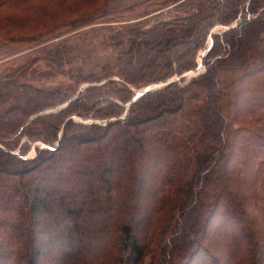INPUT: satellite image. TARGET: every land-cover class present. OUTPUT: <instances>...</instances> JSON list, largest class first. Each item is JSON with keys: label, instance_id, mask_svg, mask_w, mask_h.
<instances>
[{"label": "trees", "instance_id": "trees-1", "mask_svg": "<svg viewBox=\"0 0 264 264\" xmlns=\"http://www.w3.org/2000/svg\"><path fill=\"white\" fill-rule=\"evenodd\" d=\"M115 1L0 0V42L26 50L124 9L107 10ZM186 5L131 34L117 80L41 89L21 68L0 76V264H264V0ZM245 14L212 35L201 74L120 118L128 88L195 69L209 30ZM24 137L47 148L24 159Z\"/></svg>", "mask_w": 264, "mask_h": 264}, {"label": "rangeland", "instance_id": "rangeland-1", "mask_svg": "<svg viewBox=\"0 0 264 264\" xmlns=\"http://www.w3.org/2000/svg\"><path fill=\"white\" fill-rule=\"evenodd\" d=\"M165 1L169 2V0H122L109 3L106 6L109 11L116 8L124 9H121L118 13L111 14L110 12L107 15L97 13L86 18L88 24L50 33L41 37L34 44L25 47L26 50H22L24 46H19L17 43L0 42V76H15L10 72L21 68L25 73L18 75L19 81L33 88L41 89H49L65 84L73 89H79L91 80H96L93 85H99L103 82L101 77L107 75H110V79L117 80V77L112 76L118 69L119 54L131 48L134 41V36L131 34L135 30L148 29L156 19L170 22L174 18L182 17L181 15L192 8L188 5L178 8V5L186 3L188 0H171L170 3L163 5ZM134 4H138V6L134 7ZM192 13L193 9L189 14ZM245 15L244 18L242 16L232 26L238 25L242 19L249 18L247 14ZM222 30H224V27L220 25H215L209 30L205 47L197 52L196 68L186 72L185 74H188V76L183 80L188 81L196 73L204 71L201 62L203 56L201 55L208 47H211L212 35ZM53 48L55 50L51 51ZM175 76L171 79H176ZM143 89L137 90L130 87L124 98H130V94L134 95V93ZM238 94L236 97H238ZM132 98L133 96L124 104L119 102L120 105H124V112L130 106H128V103ZM117 101L115 100V102ZM102 106H106V103ZM123 116H120V118ZM71 117L73 121L81 122L79 117ZM89 122L104 124L106 121L94 119L84 121L85 124H89ZM25 145L29 146L27 150H25ZM43 146L45 145L40 142L27 143L24 137L18 142L14 153L21 154L22 151L24 157L31 159L36 155V148H46ZM154 261L155 256L152 257L151 253H146L140 264H154Z\"/></svg>", "mask_w": 264, "mask_h": 264}, {"label": "water", "instance_id": "water-1", "mask_svg": "<svg viewBox=\"0 0 264 264\" xmlns=\"http://www.w3.org/2000/svg\"><path fill=\"white\" fill-rule=\"evenodd\" d=\"M235 26H236V25H233V26H230V27H225L223 31L228 30V29H230V28H232V27H235ZM210 45H211V42H210ZM208 49H209V47L204 51V53H203L201 56L205 55ZM201 73H202V72H198V73L195 74V76H197V75H199V74H201ZM187 76H188V74H183V75L177 77L176 79L165 80V81L160 82V83H158V84H156V85H154V86H148V87L144 88L143 90L136 92L135 95H134V97L132 98V100L128 103V106H129L130 104L134 103L138 98H140V97H141L143 94H145L146 92H148V91H152V90H156V89H159V88H161V87H165V86H167V85H169V84H171V83H173V82H175V81H179V80H181V79H183V78H186ZM195 76H192V77H195ZM125 115H126V112H125L124 116H125ZM124 116H123V117H124ZM123 117H122V118H123ZM89 123H91V122H89ZM43 147H45V146H43ZM46 148H47V147H46ZM23 158H24V159H27L26 157H23Z\"/></svg>", "mask_w": 264, "mask_h": 264}]
</instances>
